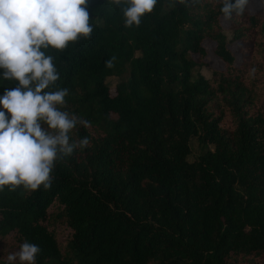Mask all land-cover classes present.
Segmentation results:
<instances>
[{"label":"trees","instance_id":"trees-1","mask_svg":"<svg viewBox=\"0 0 264 264\" xmlns=\"http://www.w3.org/2000/svg\"><path fill=\"white\" fill-rule=\"evenodd\" d=\"M258 1L254 13H233L224 27L218 0L191 9L157 0L128 28L119 7L88 0L91 38L62 52L41 50L55 55L60 78L53 90L69 89L67 107H57L90 121L70 142L86 136L90 144L55 164L50 189L0 190V239L38 245L36 264H264ZM207 40L224 62L209 78L199 71ZM4 71L0 97L19 86L3 80ZM110 76L120 78L112 87ZM192 140L198 154L190 159ZM57 223L68 234L63 249Z\"/></svg>","mask_w":264,"mask_h":264},{"label":"clouds","instance_id":"clouds-1","mask_svg":"<svg viewBox=\"0 0 264 264\" xmlns=\"http://www.w3.org/2000/svg\"><path fill=\"white\" fill-rule=\"evenodd\" d=\"M108 3L121 9L125 27L131 28L139 26L146 13H152L157 0ZM200 3L170 0L171 7L180 4L189 9ZM218 3L223 21H232L233 13L240 18L255 12L253 0ZM87 4L88 0H0V69L5 70L3 80L19 82L0 97V105L11 114L9 118L0 110V190L5 186L15 190L21 185L32 191L41 185L50 189L55 164L90 144L86 136L70 142L73 130L77 126L89 128L90 121L57 107H67L69 89L53 90L60 78L55 55L41 50L62 52L81 36L91 38ZM115 60V56L107 60L106 67L113 68ZM255 72V67L249 69V75ZM41 121L47 127L42 128ZM18 249L4 257L6 264H36L41 252L38 245L26 241Z\"/></svg>","mask_w":264,"mask_h":264},{"label":"rangeland","instance_id":"rangeland-1","mask_svg":"<svg viewBox=\"0 0 264 264\" xmlns=\"http://www.w3.org/2000/svg\"><path fill=\"white\" fill-rule=\"evenodd\" d=\"M260 5V2L258 0H253V7L254 9H257V7ZM251 14V13H250ZM221 23L224 27L228 26V21H223L221 19ZM227 34H230V32L228 31ZM203 46L206 49L207 55L205 57V62L206 65L202 66L199 71L201 72V74H203L206 78H209L211 76L212 70L214 69H221L224 66V62L219 59L213 52V48H214V43L210 40H207ZM231 50L234 51L236 59L239 63V59H240V52L238 51V44L237 42L233 43L232 45H230ZM120 78L117 76H110L106 79V83L109 86H114L119 82ZM263 102H264V96H263ZM190 147H191V154H190V159L196 157V155L198 154V144L195 140H192L190 143ZM56 209L52 208L50 209V214H55ZM56 232H57V240L60 244L61 249L64 248L65 242H66V238H67V231L64 229L63 226H61L59 223H57L56 225ZM10 236H7L5 238H1L0 239V243L2 245H0V264H6V259H4V257L7 256L8 253L10 252H14V251H18V247L17 244L15 242L14 239L9 238Z\"/></svg>","mask_w":264,"mask_h":264}]
</instances>
